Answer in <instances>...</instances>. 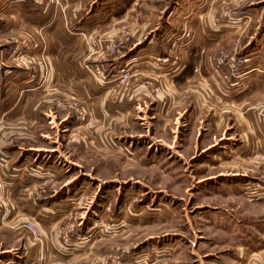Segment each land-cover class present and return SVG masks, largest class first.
I'll use <instances>...</instances> for the list:
<instances>
[{"label":"crops","instance_id":"0c3cea01","mask_svg":"<svg viewBox=\"0 0 264 264\" xmlns=\"http://www.w3.org/2000/svg\"><path fill=\"white\" fill-rule=\"evenodd\" d=\"M133 1L72 0L62 11L53 0H0V172L9 177L17 195L19 211L10 221L25 223L34 217L46 237L45 244L32 250H5L0 253V264H33L40 255L45 264H93L96 260L109 264L104 256L113 248L114 239L104 236V225H97V219H87L80 212L76 196L85 186L77 187L71 196L72 176L65 174L63 189L41 200L46 203L33 202L28 208L31 202H26L24 206V192L49 179L36 173L38 166L62 171L76 168L69 147L86 150L89 163L104 151L108 168L113 164L109 152L123 148L120 143L127 140L125 129L141 122L148 125L157 118L165 124L182 123L188 131L185 137L201 132L198 147L204 152L216 146L210 144L208 135H212L223 144L217 154L221 157L253 158L259 153L258 144L264 145V0H223L235 2L217 23L211 18V7L203 2L182 7L187 14H200L187 18L190 31L186 35L178 29L173 34H157L160 5L136 6ZM231 13L233 18L226 17ZM134 14L143 15V20L137 16L130 21ZM168 22L176 26L175 19ZM39 34L50 49L45 79L25 62L15 61L12 42L32 41ZM118 42H122L118 53L109 55L110 45ZM227 46H233L238 56L246 55L255 67L246 79L232 85L224 80L225 68H212L218 53L211 50ZM33 60L39 63L37 56ZM95 65L103 69V81L92 74ZM124 70L134 72L128 91L117 82ZM62 101L68 102L64 110L57 106ZM76 104L88 111V125L80 124ZM44 126L55 130L56 140L41 130L47 144L32 146L35 127ZM253 185L245 190L254 197L264 196L260 184ZM72 219L82 223V234L96 232L100 238L97 234L99 241H86L61 253L63 247L51 235L55 227Z\"/></svg>","mask_w":264,"mask_h":264},{"label":"rangeland","instance_id":"374dc122","mask_svg":"<svg viewBox=\"0 0 264 264\" xmlns=\"http://www.w3.org/2000/svg\"><path fill=\"white\" fill-rule=\"evenodd\" d=\"M202 2L211 7V18L217 23L228 9L233 8L235 1L134 0L131 4L145 7L160 5L157 34H173L178 29L181 35H186L190 31L185 23L187 18L190 15L196 18L200 14L197 11L192 14L182 11L186 7H197ZM231 14L226 17L233 18ZM137 16L142 20L144 18L134 14L130 15V21L136 20ZM231 18L227 19L232 21ZM171 19H175L176 26L169 24ZM180 47V44L177 45L175 51ZM232 47L227 46L222 51H218L217 47L211 50L218 53L212 68L218 69L216 59L223 53L239 55ZM44 48L49 55V47ZM112 57L108 56L109 59ZM131 72L134 77V72ZM131 82L122 89L128 91ZM151 118L153 116L148 117ZM83 124L88 125L89 120ZM182 128V123L177 126L173 121H167L165 124L162 118L148 125L142 122L132 125L124 131L128 136L120 143L123 148L109 152L113 154V164L108 168L110 161L104 157V151L97 152L96 158L89 163L87 156L90 154L86 150L69 147L68 151L72 152V158L79 167L65 169L62 176L54 180L36 183L24 192V206H27L26 202H31L27 206L30 208L33 202L38 204L41 200L57 196L63 189L67 173L76 186L71 188L72 192L80 185L85 186L80 196H76V201L81 202L79 211L87 219H97V225L112 224L115 229L111 235L113 248L104 256L109 264H112L111 255L115 261L113 264H264V196L254 197L249 190H245L246 187L253 189V183H258L264 191V145L258 144L259 153L253 158L221 157L217 154L223 144L212 135H208L210 144L216 146L204 152L198 147L203 137L201 132L185 137L188 131L186 127ZM41 130L50 132L56 140L57 133L50 126L35 127L32 146L44 147L47 144L41 137ZM48 159L52 161L53 157ZM93 167L95 172L91 170ZM244 182L247 185L243 186ZM12 186L11 183L9 192L14 212L4 223L0 222L2 255L10 248L17 247L19 252L32 250L40 247L43 241L45 244L46 239L34 217L25 223L10 221L19 211ZM67 192L65 190L64 193ZM29 222L39 228L40 240L26 228ZM68 224L79 227L82 223L72 219L55 227L51 235L54 241ZM104 236L109 237L105 233ZM98 238L93 237L91 241H99ZM100 263L99 260L93 262Z\"/></svg>","mask_w":264,"mask_h":264},{"label":"built area","instance_id":"2783aa9c","mask_svg":"<svg viewBox=\"0 0 264 264\" xmlns=\"http://www.w3.org/2000/svg\"><path fill=\"white\" fill-rule=\"evenodd\" d=\"M71 0H53V3L56 7L60 8L62 11L64 7L70 3ZM15 48V61H21L25 62V64L29 65L31 67V70L39 73L42 75L45 79L48 75L49 70V62H48V54L46 52V49L44 48L45 45L43 43L45 42L44 37L39 34L38 37L34 36V39L32 41H26L21 39H13L12 40ZM122 46V42L114 43L110 45V55L117 54L119 49ZM37 56L39 59V63L35 64L32 61L33 57ZM217 65L218 67H223L226 69V74L224 76V80L228 84H233L234 82L240 83L244 79H246L247 75L249 73H252L255 69V67L252 66V63L249 61V59L245 56H237V55H231L228 53H223L220 55L217 59ZM95 75V77L98 80L103 81L104 79V73L100 66H95L94 71H92ZM91 73V72H90ZM42 78V77H41ZM133 78V74L129 70H124L121 72L120 77L118 78L117 82L121 87H128L131 80ZM127 90V89H126ZM125 90V91H126ZM76 99L73 97L72 101H75ZM59 109H66L68 106V102H60L58 105ZM76 107L75 111L78 117V120L82 123L86 122L88 120V111L83 106H78L77 104L74 105ZM264 160V156L262 157ZM1 161H6L5 159H1ZM36 173L44 174L46 176H49V179H56L58 176H62V170L52 168L51 166H38V168L35 169ZM35 175V174H34ZM37 175V174H36ZM9 178L7 175L0 173V222L4 223L7 218H9L13 212H14V205L12 203V198L10 194V182L8 180ZM81 225L79 227H76L74 224H68L65 226V229L61 231V233L58 234V238L56 239L60 246L63 247V250L61 253H68L69 248L74 245H79L81 243H84L86 241H90L93 237H95L98 233L96 232H87L86 234H82L79 231ZM26 228L32 233V235L37 239L40 240V230L37 227V225L33 222H29L26 224ZM114 227L112 224H106L104 225L103 232L106 235H113L114 234ZM60 253V254H61ZM111 263H115L113 261V256L111 255ZM33 264H45V260L43 256L37 257V259L34 261ZM118 264H126L119 262Z\"/></svg>","mask_w":264,"mask_h":264}]
</instances>
